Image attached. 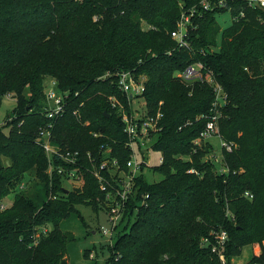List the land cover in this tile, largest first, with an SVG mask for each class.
<instances>
[{
  "label": "trees",
  "instance_id": "1",
  "mask_svg": "<svg viewBox=\"0 0 264 264\" xmlns=\"http://www.w3.org/2000/svg\"><path fill=\"white\" fill-rule=\"evenodd\" d=\"M199 1L0 0V96L16 99L0 124V203L31 171L46 195L38 205L32 192L17 190L12 203L0 208V264H67L74 234L60 228L61 220L77 203L103 207V193L89 170H83L82 188L68 191L62 176L48 173L37 135L49 122L44 79L51 76L66 92L53 140L79 150L83 166L98 165L104 149L124 166L129 149L121 109L133 111L117 86L116 70L144 76L143 114L162 112L151 147L163 161L150 166L160 179L148 180L143 166L135 177L107 259L221 264L202 238L224 228L228 264L245 245L252 247L249 261L264 262V8L227 0L201 10L191 18V49L178 47L170 32L181 9ZM225 10L232 21L220 29L216 15ZM194 61L211 70L228 95L219 133L236 146L221 150L228 166L223 173L208 157L213 144L194 142L207 119L212 87L175 75ZM49 191L55 197H48ZM145 194L146 202L139 204Z\"/></svg>",
  "mask_w": 264,
  "mask_h": 264
},
{
  "label": "built area",
  "instance_id": "2",
  "mask_svg": "<svg viewBox=\"0 0 264 264\" xmlns=\"http://www.w3.org/2000/svg\"><path fill=\"white\" fill-rule=\"evenodd\" d=\"M243 1L248 5H259L264 8V0ZM226 2L227 0H200L198 5L183 7L176 21L175 28L170 32L177 46L191 49L188 32L192 26L191 18L193 15L200 14L201 10H208L214 8V6L224 5ZM115 75L117 86L129 102L134 94L138 95L143 91L144 76H136L130 70H116ZM175 75L187 82L194 80L206 81L211 85L213 90V99L209 111L206 114L207 119L204 127L194 139V142L200 144L201 141H206L209 136L216 135L220 139L221 150L232 151L236 144L233 141H228L221 137L218 124L221 109L227 103L228 95L223 86L215 79L213 72L206 69L201 61H194L187 64L183 69L177 70ZM44 94L46 100L45 114L49 122L39 128L37 142L47 154V171L50 175L55 173L62 176L64 181L71 185V188H79L82 186L84 182V169L89 170L94 175L97 179L99 189L103 193V198L100 202L107 212L109 222V227L101 225L100 230L103 234H108L111 239L113 234L117 235L129 197L135 192V177L142 171V166H151L149 165L147 150L143 149L142 146L147 140L153 138L161 128L159 120L162 112L157 110L154 114L149 115L143 113L136 114L134 112L128 113L123 107L121 109V116L127 135L126 146L129 149V157L125 165H120L115 157L110 156V150L104 149L100 156L99 164L95 165L93 163L92 167H86L80 161L79 150L70 149L67 146L63 147L53 140V128L55 121L63 113L66 92L63 93L59 90L56 87L55 80H53L52 84L44 90ZM87 155L89 158L91 157L89 152ZM208 157L215 162L217 172L223 173L228 170V166L220 154L218 155L215 151H211ZM162 161L163 155L160 154L159 163ZM189 171L192 172L195 169L190 168ZM62 186L68 188L63 183ZM244 194L251 197L249 191H245ZM147 196V194L142 196L139 204L145 203ZM226 214H230L228 208L226 209ZM227 241L228 233L224 228L213 229L210 236L202 238V244L210 246L211 252L219 257L221 264H228L224 253ZM260 251L261 249H257L255 252L259 254ZM243 264H264V262L249 261L248 259Z\"/></svg>",
  "mask_w": 264,
  "mask_h": 264
},
{
  "label": "rangeland",
  "instance_id": "3",
  "mask_svg": "<svg viewBox=\"0 0 264 264\" xmlns=\"http://www.w3.org/2000/svg\"><path fill=\"white\" fill-rule=\"evenodd\" d=\"M216 19V23L220 29H223L224 27L230 25L232 21L231 13L229 10L221 11L217 13ZM143 27H146V25L143 24ZM261 63L262 68L264 69L263 60ZM53 80L55 79L51 76L45 77L44 90L52 84ZM127 102L130 105V109L134 113L140 114L144 112L145 103L144 98L141 95L134 94L130 99V102L128 100ZM15 103V97L10 94L0 96V124H2L5 121L6 116L11 113ZM4 131H8V126L4 127ZM153 140L154 138H150L142 146L143 149L147 150L149 165L151 166L159 163V156L161 154L159 150L151 147ZM206 141L213 144V151H215L218 155L221 153L220 139L218 136H209ZM144 175L150 181L161 178V174L157 171H153L150 166H146L144 168ZM63 184L70 189L73 188H71V185L65 181H63ZM17 190L32 192L36 197L38 205L46 199L42 183L38 180L34 172L31 171L24 174V177L22 178L20 184L16 187V190H12L2 199L0 208H5L12 203L14 194ZM51 192L52 191H49L48 197L53 198L54 194H51ZM101 225L109 227L107 212L104 207L99 205L94 206L89 203L75 204V210L72 211L67 218L61 220L60 228L74 234V239L68 241L66 247L67 264H111V261L107 259L110 254L108 245L110 244V241H113L116 238V234H113V237L110 239L108 234H103L101 232ZM86 249L91 251V254L88 256L84 255V251ZM251 254V245H245L242 248L240 255L232 258V264H243L245 261L250 259Z\"/></svg>",
  "mask_w": 264,
  "mask_h": 264
},
{
  "label": "water",
  "instance_id": "4",
  "mask_svg": "<svg viewBox=\"0 0 264 264\" xmlns=\"http://www.w3.org/2000/svg\"><path fill=\"white\" fill-rule=\"evenodd\" d=\"M64 190H65V191H68L69 189L64 187Z\"/></svg>",
  "mask_w": 264,
  "mask_h": 264
}]
</instances>
